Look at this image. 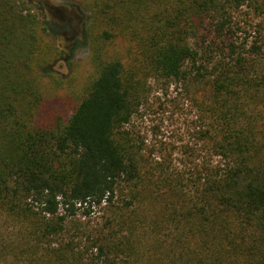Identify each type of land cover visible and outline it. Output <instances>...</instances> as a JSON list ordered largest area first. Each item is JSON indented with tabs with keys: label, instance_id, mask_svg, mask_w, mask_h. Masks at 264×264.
<instances>
[{
	"label": "trees",
	"instance_id": "1",
	"mask_svg": "<svg viewBox=\"0 0 264 264\" xmlns=\"http://www.w3.org/2000/svg\"><path fill=\"white\" fill-rule=\"evenodd\" d=\"M49 1L0 0V264H264V0ZM243 7L248 48L204 45ZM85 45L68 111L47 81ZM165 83L215 166L172 168L129 127ZM81 206L103 209L93 230Z\"/></svg>",
	"mask_w": 264,
	"mask_h": 264
},
{
	"label": "rangeland",
	"instance_id": "2",
	"mask_svg": "<svg viewBox=\"0 0 264 264\" xmlns=\"http://www.w3.org/2000/svg\"><path fill=\"white\" fill-rule=\"evenodd\" d=\"M49 2L58 8L64 7L68 12L73 8L74 12L79 14L76 11L79 10L78 7L72 6L76 3L66 0H50ZM81 17L87 20L89 14L82 12L78 15L77 25L80 24ZM233 21L235 22L234 33L225 32V36H218V32L212 30L205 22L201 30L204 45L219 44L226 53H229L230 49L226 44L232 40L238 45L244 43L248 48L257 35L256 27L259 18L251 8L243 7L233 14ZM208 27L210 29L207 30ZM52 67L63 77L65 87L58 88L52 81H47L49 99L54 100L53 96L60 94L64 99H68L63 106L65 110L70 111V95L83 83L91 70L89 48L87 45L83 46L72 61L58 60ZM176 86L175 83L160 84L156 93L159 96L155 94L152 96V101L133 117L129 127L133 130L135 127L136 131L144 137L148 147L156 151V155L165 158L166 163L172 168L182 172L204 164L213 167L218 163L219 158L213 154L211 145L204 143L199 135L200 121L197 117V108L183 92L176 96ZM161 90L163 93L160 92ZM86 210L87 208L81 206L77 210V218L84 222L89 230H93L100 215L103 214V209L93 206L89 212L87 211L88 213Z\"/></svg>",
	"mask_w": 264,
	"mask_h": 264
}]
</instances>
